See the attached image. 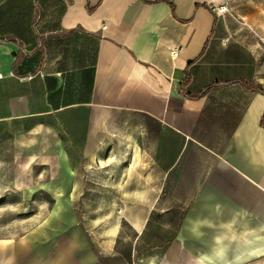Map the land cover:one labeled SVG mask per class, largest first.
I'll use <instances>...</instances> for the list:
<instances>
[{"label": "crops", "instance_id": "crops-1", "mask_svg": "<svg viewBox=\"0 0 264 264\" xmlns=\"http://www.w3.org/2000/svg\"><path fill=\"white\" fill-rule=\"evenodd\" d=\"M46 139L132 187V264H264V0H0V156Z\"/></svg>", "mask_w": 264, "mask_h": 264}, {"label": "rangeland", "instance_id": "rangeland-1", "mask_svg": "<svg viewBox=\"0 0 264 264\" xmlns=\"http://www.w3.org/2000/svg\"><path fill=\"white\" fill-rule=\"evenodd\" d=\"M51 141L45 140L44 153L0 156L7 164L0 169V264H70L69 233L76 227L94 232L104 243L100 263L132 264L133 231L126 220L132 211V187L70 185L75 180L115 178L116 171L108 176L65 170L62 162L74 156L59 160ZM58 162L62 169L54 168ZM117 252L124 259L108 255Z\"/></svg>", "mask_w": 264, "mask_h": 264}, {"label": "built area", "instance_id": "built-area-1", "mask_svg": "<svg viewBox=\"0 0 264 264\" xmlns=\"http://www.w3.org/2000/svg\"><path fill=\"white\" fill-rule=\"evenodd\" d=\"M213 10H214V12H215L216 14H222V13H224V12H227V11H229L228 3H227V2H224V3H222V4H219V5H217V6H214V7H213ZM171 54L174 55V54H175V51L172 50V51H171Z\"/></svg>", "mask_w": 264, "mask_h": 264}, {"label": "trees", "instance_id": "trees-1", "mask_svg": "<svg viewBox=\"0 0 264 264\" xmlns=\"http://www.w3.org/2000/svg\"><path fill=\"white\" fill-rule=\"evenodd\" d=\"M242 83L244 84L245 87L250 88V83L242 80Z\"/></svg>", "mask_w": 264, "mask_h": 264}]
</instances>
